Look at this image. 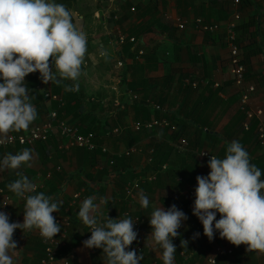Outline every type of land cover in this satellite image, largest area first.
<instances>
[{"label": "crops", "instance_id": "obj_1", "mask_svg": "<svg viewBox=\"0 0 264 264\" xmlns=\"http://www.w3.org/2000/svg\"><path fill=\"white\" fill-rule=\"evenodd\" d=\"M238 8L242 19L237 32L246 57L247 78L257 87L251 106L264 109V0H242ZM238 8L231 7L229 0H101L93 7L96 19H85L83 14L82 19L73 22L77 26L75 28L87 37V52L78 80L44 84L39 72L28 75L25 84L37 118L27 130L15 133L28 131L50 116L51 109H55L60 120L78 127L81 133L94 132L99 145L95 150L69 147L71 137L55 130L47 141L35 145L0 147V160L9 153L16 154L26 148L32 154L31 166L0 171V189L10 197L9 222L23 223L24 218L25 200L15 197L7 188L9 183L20 178L17 172L39 186L37 193L44 192L53 201L62 202L59 212L52 214L61 227L56 237L61 241V247L64 245L55 264H65L66 261L68 264H106L102 249H89L83 244L90 238L91 232L79 220L78 211L88 197H93L94 203L100 205V223L107 216L134 221L137 238L127 250H135L138 256L143 257L140 264H163L160 258L162 250L154 251L149 237L152 232L151 214L160 206L167 210L175 205L187 216L178 229L179 235L172 240L176 246L174 264H204L213 254L216 244L225 242L226 239L220 238L218 231L211 241L204 235L202 223L193 215L196 197L189 194L193 184L178 185L177 182H182L179 178L166 175L158 178L157 173L156 178L154 176L148 183L141 172L151 166L154 149L165 145L172 152L171 165L166 162L164 171L170 166L182 171L198 170L201 176H208L210 171L200 151L203 148L212 149L211 142L223 135L225 126L239 108V92L231 74L226 42V25ZM256 13L258 25H249L250 18ZM116 15L119 18H114ZM197 17L206 22L219 23L220 28L213 32L204 31L197 26ZM180 21H187L184 29H179ZM117 28L137 37L135 43L128 42L132 51L126 46L128 43H118ZM257 29L258 34L255 35ZM140 49L145 52L139 54ZM101 50L106 52V56L100 55ZM118 58L123 59L122 68L117 67ZM143 80L147 81L144 82V89L140 88V93L143 99L149 100V108L147 105L145 108L136 106L127 93L128 89L131 90L128 84ZM67 84L78 85L76 92L81 93L79 100L71 95L63 99L64 93L71 92L65 90ZM48 89L60 95L62 100L47 98L45 93ZM211 91L216 94L211 96ZM43 94L44 97H41ZM215 95L224 101L223 107H217L214 112L209 109L200 112L199 108L196 114L200 112L198 116L203 120L202 124L192 122L188 129L192 140L195 135L204 133L201 128L212 135L211 142L205 140L200 150H183L179 139H172L165 128L143 131L133 128L136 121L159 117L163 113L169 112L170 117L177 113L185 115L201 100L208 98L214 101ZM154 103H159L164 109H154ZM235 135L223 140L215 151L219 156V151L226 153L232 141L242 138V134ZM102 147L108 151L103 152ZM243 147L251 153L247 144ZM263 151L264 147L258 145L253 149L252 156H259ZM128 170H134L135 175L130 176ZM139 179L142 182L139 183ZM137 182L139 187L135 185ZM141 193L149 200L146 209L139 201ZM102 200H107V203H101ZM13 239L17 243L14 264L41 263L38 249L43 243L38 230L24 234L16 229ZM182 240L187 241L186 246H181ZM217 262L264 264V254L248 252L244 245L237 248L234 254L219 256Z\"/></svg>", "mask_w": 264, "mask_h": 264}, {"label": "clouds", "instance_id": "obj_2", "mask_svg": "<svg viewBox=\"0 0 264 264\" xmlns=\"http://www.w3.org/2000/svg\"><path fill=\"white\" fill-rule=\"evenodd\" d=\"M241 1L239 6L234 5L233 0H229V3L236 9L241 6ZM237 11L240 12L239 8L234 10L232 19ZM114 18L117 19L119 16L116 15ZM118 29L128 37H135L126 33L122 28L116 29V36ZM135 38L137 41V37ZM127 42L135 43L129 39ZM238 43L243 58H245V53L239 42V35ZM140 50L145 52L144 49ZM140 50L139 54H141ZM86 52L87 37L75 28L72 14L65 5L51 3L48 0H0V80L3 81L0 82V143L8 138L9 132L27 130L37 118V111L30 102L25 77L31 73L39 72L44 84L69 79L77 81L81 74V66ZM100 55L106 56V52L101 50ZM120 60L123 59L118 58V61ZM53 62L55 72H53ZM123 64L118 65L117 62V67L122 68ZM57 77L60 79L58 80ZM233 81L238 87V110L244 114L243 125L247 129L252 122H257L255 137L258 141V120L256 116L248 120L246 110L241 104V91L244 87L236 84L234 77ZM244 85L254 86L248 107L262 108L251 106V99L257 90L255 83L247 84L244 80ZM77 89L78 85L74 84L66 86L65 90L75 91ZM139 96L141 101L149 103L147 99ZM160 106V109L155 106L153 108L163 110L164 107ZM154 118L158 117L155 116L152 119ZM247 121L248 126L246 127ZM169 128L172 131L178 130L177 125L175 130ZM153 129L156 128L137 131ZM181 138L187 139L185 136L179 137L180 144ZM187 141L188 145L181 144L184 147L183 150L189 149V140L187 139ZM258 144L262 146L260 143ZM204 149L208 148H203L201 151ZM196 150H200V148ZM208 150L216 155H211L208 164L204 158L210 172L206 177L198 173L195 183L193 182L190 187L195 188L197 183L193 215L202 223L203 233L210 241L214 237V231H218L220 238L226 239L234 246L238 247L243 244L247 246L248 252L264 254V180L261 179L260 169L250 163L249 153L240 142L232 141L227 146L224 158H220L212 149ZM31 160V150L27 148L16 154L9 153L3 160H0V171L16 170L22 165L31 166ZM165 166L166 163L162 165V169ZM16 175L20 178L9 183L7 188L15 197L25 200L24 218L23 223L9 222L8 214L0 211V264H14L13 256L17 252V243L13 236L16 229H20L24 234L33 229L39 231L42 243L46 248V258L40 264H45L44 261L47 259L49 244L46 240L54 238L58 242L56 245L57 261L60 256L59 251L64 245L61 247L62 243L56 237L60 233L61 227L52 214L59 212L62 202L53 201L44 192L37 193L36 189L39 186H35L27 176L20 172H17ZM151 175L155 176V174L147 173L144 180L152 181V179H148V176ZM140 181L142 182L141 179L138 180L139 183ZM139 201L142 208H148L147 196L141 193ZM101 203L106 204L107 200H102ZM99 208L100 205L94 203L93 197L86 198L79 208L78 218L91 232L90 238L83 242L84 247L102 249L106 257V264H140L143 257L138 256L135 250H127L137 238L134 221L131 218L111 219L107 216L104 222L100 223L98 221ZM7 211L9 210L7 209ZM217 213L220 214L218 220L216 219ZM186 219L187 216L175 205L167 210L160 206L152 212L150 218L152 232L149 237L154 251L162 250L160 258L163 264H174L176 246L172 240L179 235L178 229ZM20 244H23L22 241ZM186 245L187 241L182 240L181 246ZM65 264L68 262L66 261Z\"/></svg>", "mask_w": 264, "mask_h": 264}, {"label": "built area", "instance_id": "obj_3", "mask_svg": "<svg viewBox=\"0 0 264 264\" xmlns=\"http://www.w3.org/2000/svg\"><path fill=\"white\" fill-rule=\"evenodd\" d=\"M241 0H233V4L236 6H239ZM181 19V18H178ZM241 19V13L236 12L234 14V18L229 20L226 25V42L228 45L229 50V63L231 66V72L233 74L235 83L238 85H241L244 87L241 91V104L243 106V109L246 110L247 118L248 120L255 117L258 120V142L264 146V110L262 108L252 109L249 108V100L250 95L254 91L253 85H244V73L246 71L244 62H243V53L240 48V45L238 43V35H237V27L238 23ZM197 26L203 29L204 31H216L220 28L219 23H211L206 22L204 19L197 17L195 19ZM187 25V21H180L178 23L179 29H184ZM117 38L119 44L123 45L126 43L127 39H129L131 42H135V37H128L122 30H117ZM140 53H143V50H140ZM123 60L118 61V65H122ZM27 81V76L25 77V82ZM128 94L130 96L131 100H138L140 99V96L128 90ZM45 96L47 98L51 99H57L59 101L62 100L61 96L55 95L51 92L50 89L46 90ZM149 102V100L147 101ZM153 106L160 109V105L157 103H154ZM248 121L246 122V127ZM164 126H170L171 129L175 130L176 125L172 124L168 119L166 118H154L152 120L145 121L143 123L142 121H137L134 123V128L136 130L141 129H152L156 127H164ZM55 130H59L63 136L71 137L70 143L68 144L69 147L71 146H78L81 148H86L87 150H95L99 147L95 140V133L90 131L86 134H83L79 131L78 127L72 126L68 124L66 121L60 120L58 118V111L55 109H51L50 116H48L45 120L42 122H39L35 125H33L27 132H21V133H15V132H9L8 138L4 139L2 143H0V147L10 146V145H16L17 143L23 144V145H35L38 142L47 141L49 137L52 135V133ZM115 129L114 131H116ZM181 144L186 146L188 145V141L186 138H181ZM103 152H107L106 147H102ZM201 156L208 161L211 157V155L216 156L212 151L208 149H204L200 152ZM203 153V154H202ZM210 170V168L208 167ZM153 176H148V179H152ZM136 187H138L140 184L137 182ZM195 189L196 188H190L189 194L191 196H195ZM1 196V203H0V211H3L8 214V206L10 204V197L7 194L3 193V189H0ZM217 231H214V233ZM46 242L49 244L47 248V259L44 261L45 264H54L56 261V255H57V249L56 245L58 242L53 239H48ZM244 245L240 246H234L227 240L223 243H217L214 247V252L212 255H210L204 264H216L217 258L219 256H224L228 254H232L235 249L242 248Z\"/></svg>", "mask_w": 264, "mask_h": 264}, {"label": "trees", "instance_id": "obj_4", "mask_svg": "<svg viewBox=\"0 0 264 264\" xmlns=\"http://www.w3.org/2000/svg\"><path fill=\"white\" fill-rule=\"evenodd\" d=\"M48 2L51 3H57V4H63L66 6L67 9L70 10L71 14L72 11L75 7L76 2H78V0H48ZM257 15L258 13H256L253 17L250 18V21L248 23H250L249 25H255L257 26ZM86 17H88L89 15H85ZM85 17V18H86ZM74 17L72 15V22H74ZM258 34V29L256 30V34ZM128 43V42H127ZM126 46H128L129 51H132V45H130V43H128ZM154 53H152L153 55ZM155 58V55L153 56ZM245 57V56H244ZM246 57L243 58V62L246 68V71L244 73V80L245 82L248 84L252 81H249L247 78V65H246V61H245ZM37 76V74H36ZM169 79V78H168ZM170 80V79H169ZM147 80H143L141 82H134L132 84H128V86L130 87V89L141 95V91L140 88L144 87V82H146ZM57 83V82H56ZM68 86H70L69 84H67ZM66 87V85H65ZM146 87V86H145ZM144 89V88H143ZM128 93V90H127ZM215 91H211V96H214ZM216 94V93H215ZM71 95L72 97H74L75 100H79L81 97V93H77L76 90L75 91H71L69 94L64 93V97L63 99H67V97ZM44 97V94L41 95V97ZM215 99L214 101L212 100H208V98L204 101L201 100L199 103H196L191 110L187 111V113L185 115H179V113L175 114L174 117H170L169 116V112L168 113H163L161 116H157L158 118L161 117H165L167 119H169V121L175 125H177L178 130L177 131H172L170 130V126H168L167 128L165 127H161V128H165L168 130V132L171 133V138L172 139H179V137H183L186 136L189 140V148L192 150H196L199 148H202V146L204 145L205 140L210 141L209 139L212 137V135H210V133L208 131H203V129L201 128L202 132H204L202 135H195L194 139L192 140V138L189 137V127L190 124L192 122H194L195 124L200 123L202 124V119H200V117L198 116V114L202 111V110H211V111H215L217 107L224 105V101L221 100L217 95H215ZM142 98V97H141ZM135 105L136 106H140L142 108H145V105L148 106L149 108V103H145V101H141L140 99L135 100ZM200 108V112L196 114V110H198ZM148 111V110H147ZM212 112V113H213ZM211 113V114H212ZM243 119H244V114L242 112H240L239 110L234 114L233 118L231 119V121L229 122L228 125L225 126L224 130H223V135H219L218 136V140L211 142V146H212V150L217 151L219 149V146H221V143L223 142V140H227V138L230 136H236L235 134H242V138L240 140H236L237 142H240L242 144V146H244L245 144H247L249 146V149H251V153H249L250 156V163L256 165L262 175H261V179L264 180V151L256 157H253V149L257 148V146L259 145L257 138L255 137L256 135V126H257V122H252L251 125L249 126V128H245L243 125ZM150 119H145V120H138V121H142L143 123H145V121H148ZM137 122V121H136ZM206 123V122H203ZM157 128V127H156ZM194 142V144H192ZM162 145L156 147L154 149V152L152 153V164L148 169H145L143 172H141L142 174H158V178L161 177L162 175H166L167 177H174L175 179L179 178L180 180H182V182H177V184H193V182L195 181V177L197 176V174L199 173L198 170H186V171H182V170H178V169H172L170 168V166L165 169L166 171H164L162 169V165H164L166 162L170 163L171 165V152L172 150L169 148H165V145L163 147H161ZM220 154V158H224L225 157V152H218ZM222 156V157H221ZM195 159V154L194 157ZM161 170V171H160ZM122 172L124 170H121ZM127 172V171H126ZM130 176H134L135 175V171L134 170H128L127 172ZM122 174V173H121ZM141 175V174H140ZM143 175V176H145ZM148 183H151V181H149ZM216 218H220V214L217 213ZM41 248L38 249V252L40 253V258H39V262H41L43 259L46 258V248L45 245H40ZM239 249V248H238ZM237 249H235L236 251ZM235 251L232 253L234 254ZM231 255V254H228ZM216 264H218V262H216Z\"/></svg>", "mask_w": 264, "mask_h": 264}, {"label": "rangeland", "instance_id": "obj_5", "mask_svg": "<svg viewBox=\"0 0 264 264\" xmlns=\"http://www.w3.org/2000/svg\"><path fill=\"white\" fill-rule=\"evenodd\" d=\"M101 0H78V2H76L75 7L72 11V15L74 17V19H82V15H89L88 17H86L85 19H96L94 17L95 13L93 12V7L99 3ZM103 3V2H102ZM75 27H77L76 25H74ZM90 29V28H89Z\"/></svg>", "mask_w": 264, "mask_h": 264}]
</instances>
